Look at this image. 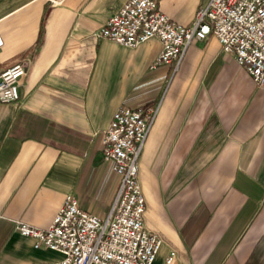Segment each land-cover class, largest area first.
I'll return each mask as SVG.
<instances>
[{
    "label": "crops",
    "instance_id": "crops-1",
    "mask_svg": "<svg viewBox=\"0 0 264 264\" xmlns=\"http://www.w3.org/2000/svg\"><path fill=\"white\" fill-rule=\"evenodd\" d=\"M127 1L0 0V74L27 66L20 101L0 103V264L62 258L16 225L48 229L68 195L107 217L121 180L103 139L121 107L157 110L139 164L154 264H264V87L215 36L155 69L158 40L99 38ZM155 1L191 26L210 0Z\"/></svg>",
    "mask_w": 264,
    "mask_h": 264
},
{
    "label": "built area",
    "instance_id": "built-area-1",
    "mask_svg": "<svg viewBox=\"0 0 264 264\" xmlns=\"http://www.w3.org/2000/svg\"><path fill=\"white\" fill-rule=\"evenodd\" d=\"M97 36L128 48L158 40L162 49L153 69L179 63L188 45L215 36L222 52L232 54L264 87V0H210L191 26L170 20L155 0H128ZM26 73V65L16 64L0 74V103L20 101L19 81ZM156 113L154 107H121L113 115L103 139V158L121 181L107 217L90 213L68 195L48 229L18 222L16 230L33 239L35 248L59 252L62 258L54 264H154L163 241L145 226L147 202L139 164ZM175 258L172 251L165 264Z\"/></svg>",
    "mask_w": 264,
    "mask_h": 264
}]
</instances>
